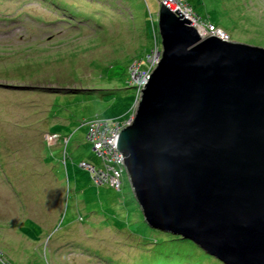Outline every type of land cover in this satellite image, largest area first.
<instances>
[{"label": "rangeland", "instance_id": "1", "mask_svg": "<svg viewBox=\"0 0 264 264\" xmlns=\"http://www.w3.org/2000/svg\"><path fill=\"white\" fill-rule=\"evenodd\" d=\"M187 1L199 24L224 30L226 40L264 47V0ZM160 3L0 0V261L132 264L148 251L135 236L147 235L148 226L133 200H125L127 174L120 190L101 185L97 172L104 165L82 122L132 116L129 84L139 86L161 56ZM146 23L156 37L143 42ZM133 48L142 61L129 78L126 58ZM45 85L72 91L35 88ZM154 245L170 264L201 258L172 241Z\"/></svg>", "mask_w": 264, "mask_h": 264}, {"label": "water", "instance_id": "2", "mask_svg": "<svg viewBox=\"0 0 264 264\" xmlns=\"http://www.w3.org/2000/svg\"><path fill=\"white\" fill-rule=\"evenodd\" d=\"M157 11L161 56L114 141L132 196L147 226L264 264V47Z\"/></svg>", "mask_w": 264, "mask_h": 264}, {"label": "trees", "instance_id": "3", "mask_svg": "<svg viewBox=\"0 0 264 264\" xmlns=\"http://www.w3.org/2000/svg\"><path fill=\"white\" fill-rule=\"evenodd\" d=\"M65 17H66V19H65L66 21L69 20L67 17L72 18L71 15H66ZM45 23H47V22H44L42 24H45ZM144 27L145 28H144V31H143V37H141L142 38V41L143 42H148V40L151 41L150 40L151 37L152 38H155L156 37V34L153 37V35L151 33V29H153L151 23H150V25L146 23ZM119 38L120 39H123L122 37H119ZM143 38H144V40H143ZM149 49L144 48V51H147ZM130 50H131V52H130V54H128V56L126 58V60H127V62H126L127 63V66L126 67H127V71H128V77L130 75L129 74L130 71L134 70V68L136 69V71H139L138 67L141 65V61H142V56L140 55L141 52L140 53H137L136 52V48H133V49H130ZM124 68H125V66H124ZM133 83H134V81H133ZM133 83L132 84H129V85L134 88V93H135L136 91H138V86H136L137 82L135 84H133ZM35 88H39L40 90H45V91H46V89H48L47 91L50 92V93H56V92L57 93H67V91H72L71 88H61V87H58L57 85L55 87H49L48 85L40 86V87L39 86H35ZM116 120L117 121H114L113 122L110 119H106V118H101L100 117L98 119L90 118L89 120H86V121H83L82 122L86 126V138H87V141H89V143L92 144V147H93V143H92L93 141L92 140H89V137H88L89 136L88 129H89L90 122H100V121H102V127L103 128L106 127L108 129H111V127L114 126V125H116V124L119 127H122V125L125 124V122L127 121L126 118H123L122 121H120L118 119H116ZM46 135H54V134H50V133L47 132ZM46 143H47V141H46ZM48 145H50V144H48ZM0 147H2L1 143H0ZM93 151L97 154V152L95 150H93ZM97 156L99 157L101 163L107 161V159H104L101 155L97 154ZM83 162H85V161H83ZM86 164H88V163L86 162ZM109 164L112 165L113 163L111 162ZM88 165H90V164H88ZM113 166L116 169L119 168V165L118 164H115L114 163ZM45 172H46V170L45 171L43 170V171H39L38 173L39 174H44ZM93 174L94 173H92V176H93ZM120 174L121 175L119 177V182H118L117 185L112 186L106 180L101 185L105 184L106 186H109V187H111L113 189L115 188L117 190H120L121 189V186H122L121 185L122 184V177L124 176L122 170H120ZM94 183H97V182L94 181ZM67 186H68V183H67ZM129 192H130L129 190L126 192V198H125V200L128 197L131 200H133V203H134V205H132L133 208L135 210L139 211V208H138V206H137V204L135 202V199H133L134 197H132V195H130L131 193H129ZM134 214H136V213H134ZM77 218H78L77 220H79V221L82 220L80 216L77 217ZM29 223H30V221H29ZM33 223H35V221ZM38 224H40V223H38ZM25 226L23 228H25L26 230H24L23 232H25L26 235H29L30 229L28 230V228H26ZM146 226H145V224L142 223L141 233H143V231L146 228ZM20 228L22 229V226ZM148 229L149 230H148V234L147 235H141V234L135 235L136 236V239H137V242L139 241L138 242L139 245L141 244V241H143L144 242L143 243L144 246L147 245V244L149 246L148 247H145V248L148 249V251H146V252L144 251L143 252V253H145V255L143 257L142 256H139V258L136 259V261L134 263H132V264H170L169 261L162 259L161 256H160V254H162V249L163 248L161 246H159V245L160 244H163L165 241L175 242L176 243L175 246L177 248H180V249L182 247V249H184V253H185V249L187 247H189V248H195L196 251H197V253L201 255V258H199L197 260H193V263L194 264H223L217 258L212 257L211 255H209L208 253H206L204 250H202L199 247H197L193 242L185 239L184 237H180L179 235H174L172 233H167V232H164V231H161V230H157V229H154V228L149 227V226H148ZM123 236H126V235L124 234ZM154 244L158 245L161 248L160 249L159 248H156ZM204 258H207V261ZM0 263L1 264H12V262L10 260L9 261L7 260V262L0 261ZM171 264H173V263H171ZM174 264H181V263H174Z\"/></svg>", "mask_w": 264, "mask_h": 264}, {"label": "built area", "instance_id": "4", "mask_svg": "<svg viewBox=\"0 0 264 264\" xmlns=\"http://www.w3.org/2000/svg\"><path fill=\"white\" fill-rule=\"evenodd\" d=\"M162 3H164L167 7H170L172 4L174 6V9H178L181 12H183L187 16H191V9L188 7V4L184 0H161ZM211 33L217 34L221 39L226 40L228 38L227 33L223 32L220 29L217 28H210ZM156 62L157 56L154 57ZM141 83V82H140ZM139 83V84H140ZM130 119V118H129ZM129 119L125 122L128 123ZM123 124V125H125ZM122 125V126H123ZM122 128L119 127L117 124L112 126L111 129H108L106 127H102V121L100 122H90L88 133H89V140H92L93 142V149L97 152V154L101 155L104 159H107L106 162H103L104 167L102 170H99L97 172V175L99 174L101 177L98 176L100 180L105 179L107 182H109L110 185L114 186L117 185L119 182L120 177V170L123 168L122 164V158L121 154L117 152L115 149V138L118 134V130ZM113 163L110 165L109 163ZM114 163L119 165V168H114ZM86 167H89L88 164L85 162H82V165Z\"/></svg>", "mask_w": 264, "mask_h": 264}, {"label": "clouds", "instance_id": "5", "mask_svg": "<svg viewBox=\"0 0 264 264\" xmlns=\"http://www.w3.org/2000/svg\"><path fill=\"white\" fill-rule=\"evenodd\" d=\"M187 4H188V1L187 0H184ZM158 2L160 3L161 1L160 0H158ZM161 4V3H160ZM160 6V5H159ZM166 6V5H165ZM188 7L191 9V7H190V5H188ZM170 10V9H169ZM181 13H183V12H181ZM184 14V13H183ZM158 15V14H157ZM185 15V14H184ZM189 20H191L190 21V24H191V22H193L194 24V26L197 28V26H200L203 30H205V32H204V35L202 36L201 34V37H205V36H207V35H217L216 33L215 34H213V33H211V30H210V28L212 27V28H216V27H214V25L213 24H208V25H206V24H199L197 21H195L196 20V15H194V13H193V10L191 9V16L192 17H190V16H187V15H185ZM217 29H220V28H217ZM221 30V29H220ZM197 31H198V28H197ZM223 32H225L224 30H222ZM199 33H200V31H199ZM225 33H227V32H225ZM207 34V35H206ZM228 35V34H227ZM218 36V35H217ZM219 37V36H218ZM220 38V37H219ZM221 39V38H220ZM228 39V38H227ZM223 40V39H222ZM226 41V40H225ZM229 41V40H228ZM157 61V60H156ZM155 64V63H154ZM137 72H139V71H137ZM149 73V72H148ZM148 73H146L145 74V77H146V75L148 74ZM138 75V74H137ZM136 75V76H137ZM144 80V77L142 78V82L139 84V86H138V91H136L134 94V98H135V105H136V102H137V100H138V96H139V94H140V91H141V89H142V84H143V81ZM133 114V113H132ZM132 117V116H131ZM131 117H129V118H131ZM128 118V119H129ZM124 126V125H123ZM121 129V128H120ZM47 136H53V137H55L54 135H47ZM92 149H93V147H92ZM94 150V149H93ZM86 163V162H85ZM104 165V164H103ZM102 168H103V166L101 167V169L100 170H102ZM122 171H123V174H124V166H123V168H122ZM1 264V263H0Z\"/></svg>", "mask_w": 264, "mask_h": 264}, {"label": "bare ground", "instance_id": "6", "mask_svg": "<svg viewBox=\"0 0 264 264\" xmlns=\"http://www.w3.org/2000/svg\"><path fill=\"white\" fill-rule=\"evenodd\" d=\"M172 7H174L172 4L170 5V10H173V9H171ZM194 13V12H193ZM197 28H198V31H200V34L202 35L204 32H205V30H203L200 26H197ZM203 32V33H202Z\"/></svg>", "mask_w": 264, "mask_h": 264}]
</instances>
